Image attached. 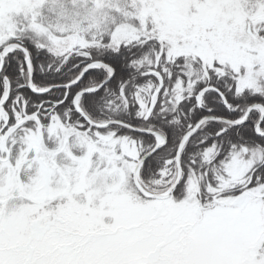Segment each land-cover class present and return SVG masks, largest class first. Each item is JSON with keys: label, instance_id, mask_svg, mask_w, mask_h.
<instances>
[{"label": "snow or ice", "instance_id": "obj_1", "mask_svg": "<svg viewBox=\"0 0 264 264\" xmlns=\"http://www.w3.org/2000/svg\"><path fill=\"white\" fill-rule=\"evenodd\" d=\"M0 264H264V0H0Z\"/></svg>", "mask_w": 264, "mask_h": 264}]
</instances>
